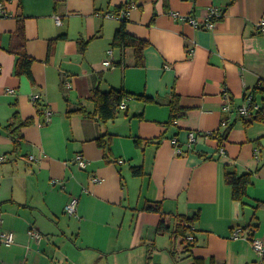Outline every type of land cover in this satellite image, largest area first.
I'll return each instance as SVG.
<instances>
[{"label":"crops","instance_id":"obj_1","mask_svg":"<svg viewBox=\"0 0 264 264\" xmlns=\"http://www.w3.org/2000/svg\"><path fill=\"white\" fill-rule=\"evenodd\" d=\"M5 1L0 154L7 158L0 162V229L14 232L15 242L0 245V264H145L150 247L157 264H193L196 258L202 264H264L248 238L233 237L234 229L257 225L255 237L264 240V204L255 207L264 202V123L246 125L239 111L264 80V32L257 27L264 0ZM128 2L135 5L127 30L149 41L141 66L133 46H113L122 22L108 13ZM213 7L223 14L210 29L171 14L205 20ZM21 23L34 58L32 76L15 73ZM80 41H88L85 51ZM97 89H124L131 96L116 118L103 121L93 115ZM172 91L182 108L168 126ZM34 94L52 111L47 123ZM78 108L86 113H69ZM15 110L36 120L21 129L18 148L4 128ZM227 119L236 123L221 146L215 131ZM191 131L198 133L193 144ZM78 154L88 160L86 168L75 162ZM228 170L253 175L248 204L233 197ZM72 196L79 199L77 216L65 210ZM148 201H161L162 212L145 210ZM197 213L187 251L174 234L177 216ZM163 218L167 227L160 230ZM32 228L40 240L29 235Z\"/></svg>","mask_w":264,"mask_h":264},{"label":"trees","instance_id":"obj_2","mask_svg":"<svg viewBox=\"0 0 264 264\" xmlns=\"http://www.w3.org/2000/svg\"><path fill=\"white\" fill-rule=\"evenodd\" d=\"M131 2L122 4L117 10L116 13H120L122 9L127 7L128 4ZM121 20V26L117 29L114 40H113V46L115 47H129L133 46L136 50L137 55V65H144L145 56H144V50L149 45V41L140 37H137L133 34H131L127 30V16L120 19ZM17 36L20 39V46L18 50H14V52L17 54V62H16V69L15 73L18 76L28 75L32 76V64L34 62V58L26 52V35H25V28L24 25L21 23L18 28ZM88 44V41L81 42L80 41V47L82 51H85L86 46ZM252 97L251 103H250V113L248 115H242L241 118H243V121L246 125L252 124L254 122H260L264 123V80L262 79L260 81V84L255 87V89L251 92L246 94L245 98L247 96ZM131 96L127 91L124 89H112L109 91H102L100 89H97L92 94V100H94L95 103V111L93 115L98 116L103 121H108L111 119H114L118 116L120 112V106L124 103V100L128 99V97ZM261 97L262 104L260 107L256 108V105L258 104V99ZM138 98L143 99L146 102H158L156 98L148 97L144 95H139ZM179 95L172 91L171 100L169 101V105L171 108L170 113V120L167 122L168 126H171L173 124H176L177 118L180 115L181 106L179 103ZM35 105L38 107V112L40 117L42 118V123H47L43 121L44 113L46 105H44L39 99L34 101ZM75 112H83L86 113L85 109L78 108L73 109L69 111V113H75ZM36 122L34 117L30 118H22L20 111L15 110L14 113L11 116L10 121L5 124L4 128L7 130L8 134L12 137L14 141V145L16 148H18L21 144V140L23 138L21 129L24 126L32 125ZM236 122H231L229 119L224 120L223 124H225V127L223 129H218L215 131V136L219 138L220 145L223 146V143L225 140L229 138L230 131L234 127ZM164 137H161L158 139L156 143L161 144ZM100 145H103V142L101 139L99 140ZM138 144L139 140H138ZM134 173L142 175L144 173L142 167H133L132 168ZM226 181L232 186L233 188V197L238 200H242L244 204H248L246 199L249 196L248 189L253 184V175L251 173H244V174H238L236 171H227L226 172ZM264 202L256 201L255 207L258 208L262 206ZM145 210L148 211H159L162 212L163 210V204L161 201H148L145 204L144 207ZM199 214L197 213L194 215V217H189L185 215H178V223L177 227L174 231V234L176 236L183 237V242H186V250L189 251L192 246L194 245V241H189L187 239L188 233L195 234L196 228H194V225L196 221L199 219ZM167 227L165 218H163L160 222L159 229L163 230ZM257 228V225L251 226L248 225L246 230L249 229V234L251 238L255 236V230ZM153 248L150 247L148 249V254L146 258L145 264H157L153 263ZM203 260L200 258H196L194 260L193 264H202ZM160 264V263H158Z\"/></svg>","mask_w":264,"mask_h":264},{"label":"built area","instance_id":"obj_3","mask_svg":"<svg viewBox=\"0 0 264 264\" xmlns=\"http://www.w3.org/2000/svg\"><path fill=\"white\" fill-rule=\"evenodd\" d=\"M134 5H135V3L131 2L130 4L127 5V7L122 9L119 14L118 13H108V16L121 19V18L128 15L129 9L131 7H133ZM171 14L176 18H183V19L188 20L195 27H202V28H209L210 29V28L214 27L215 19L222 16L223 13L218 8L213 7L210 10L209 16L205 20L198 19L197 17H194L192 15H181V13H179L177 11H172ZM7 16H9V14H8V10H7L6 1L0 0V18L7 17ZM55 19H56L57 24L62 23L61 15H56ZM257 27L259 30L264 32V14L259 19V21L257 23ZM109 53L112 54V50H110ZM104 64L111 65L112 64L111 59H106L104 61ZM67 83L69 86L71 85V82H67ZM11 92H13V91H11ZM226 95L227 96L225 97L224 108L226 111H229V110H232L233 100H232V97H230L228 95V93ZM32 99H33V101H36L38 99L40 100V94H34L32 96ZM251 100H252V97L250 95L247 97L246 102L239 106V111L242 115H248L250 113ZM122 106L125 107V103H123L121 105V107ZM256 108H258V105H256L255 109ZM51 118H52V111L48 107H46L43 121L49 122L51 120ZM197 136H198V133L191 131L189 133V144H193L195 142ZM174 143L178 144V140L174 139ZM177 150H178V152H182V148L180 146L177 147ZM6 158H7L6 155L0 154V162L5 161ZM30 159L31 160H37L38 158H36V156H34V155H31ZM75 162L77 163V165L80 168H86L88 165V160L82 154H78L76 156ZM94 181H97V177H94ZM78 203H79L78 197L72 196L65 206L66 212L69 215L77 216L78 215ZM1 222H2V219H0V226H1ZM194 228H195V226H194ZM29 235L36 240H40L42 238V234L36 228L30 229ZM240 236H244V237L248 238L251 241L253 248L258 252V254L261 255L262 257H264V240L263 239L255 237V236L253 238H251L249 231L246 229H243V228L234 229L233 237H240ZM187 239L189 241L193 242V241H195V235L193 233H191V234L188 233ZM14 242H15L14 232L4 231V230L0 229V245L10 246Z\"/></svg>","mask_w":264,"mask_h":264}]
</instances>
